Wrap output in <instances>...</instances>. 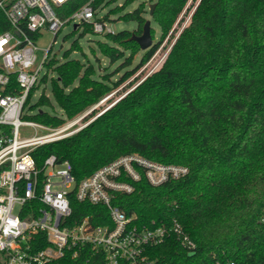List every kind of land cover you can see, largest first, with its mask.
Instances as JSON below:
<instances>
[{
  "label": "trees",
  "instance_id": "16d2710c",
  "mask_svg": "<svg viewBox=\"0 0 264 264\" xmlns=\"http://www.w3.org/2000/svg\"><path fill=\"white\" fill-rule=\"evenodd\" d=\"M89 1L73 0L69 12ZM153 1L152 21L161 28L162 41L190 0ZM104 2L93 4L97 9ZM195 9L157 73L86 128L42 146L34 157L39 167L50 155L68 161L76 182L130 154L186 166L188 175L160 187L143 172L139 182L120 179L135 190L116 194L114 204L136 216L137 226L154 228L177 221L197 247L190 252L172 236L163 245L148 247L146 256L156 264H264V0H200ZM145 12L139 5L124 16L137 23L138 35L149 21ZM9 30L0 10V36ZM151 32L154 38L153 27ZM106 37V43L98 44L101 54L111 64L124 60L122 67L131 66L126 51L141 48L131 41L132 34ZM159 43L147 51L142 64ZM71 47L64 61L53 58L46 64L55 76L46 74L39 81L51 84L62 114L40 110L34 117L37 124L58 129L114 88L110 76L98 74L77 40ZM73 52L82 58L71 59ZM124 81L125 77L115 87ZM42 106L52 107L45 91L32 109ZM72 207L73 223L86 217L94 225L109 223L103 206L74 200ZM51 264H105V255L87 247L78 260L68 255Z\"/></svg>",
  "mask_w": 264,
  "mask_h": 264
},
{
  "label": "built area",
  "instance_id": "2783aa9c",
  "mask_svg": "<svg viewBox=\"0 0 264 264\" xmlns=\"http://www.w3.org/2000/svg\"><path fill=\"white\" fill-rule=\"evenodd\" d=\"M72 1L0 0V10L10 25L0 36V264H51L68 255L78 260L87 247L104 252L105 264H156L146 256L147 248L163 245L172 236L192 252L196 244L177 221L140 228L136 216L126 215L114 204L116 194L135 190L120 180L123 176L139 182L143 172L153 186L160 187L188 175L186 166L159 164L130 154L76 182L73 166L55 155L47 157L41 167L37 165V149L79 130L64 135L77 120L58 129L23 121L30 93L40 83L60 32L75 23L77 27L91 24L100 34H115L106 19L98 16L94 0L70 13ZM44 30L54 38L38 64L36 40ZM24 125L48 134L22 138ZM74 200L105 207L109 223L94 225L90 217L73 223Z\"/></svg>",
  "mask_w": 264,
  "mask_h": 264
},
{
  "label": "rangeland",
  "instance_id": "374dc122",
  "mask_svg": "<svg viewBox=\"0 0 264 264\" xmlns=\"http://www.w3.org/2000/svg\"><path fill=\"white\" fill-rule=\"evenodd\" d=\"M199 1L200 0H190V2L184 8V11L178 18L177 22L173 25V29L171 30V32L162 41L161 28L152 21L150 8L154 6V14L156 12V2L153 0H137L136 2L128 5H125L127 0H105V2L97 8L98 16L100 18L106 19V22L108 23L109 27L113 29L115 34L97 33L95 29H93V26L91 24L79 26L76 29H74L75 23L64 27L58 36L56 44L52 47L53 49L51 51L49 60L57 58L61 62L64 61V55L71 50L72 43L77 40L83 47L84 52L85 54H87L89 60H91L92 63H94L98 68V74L100 76L109 75L111 86L114 87L111 93L108 94L106 98L91 106V108L86 110L85 112L79 114L77 117H75V119L63 125L66 126L70 123L75 122L76 120L78 121L75 127L66 131L64 135H68L79 129L75 133L77 134L78 132H80V130L90 125L92 121L103 115V113H105L110 107L125 98V95L141 85V83L145 81L149 76L157 73L166 62L165 60L174 47V43L179 37L180 33L185 28L189 27L192 15L196 10L195 8L198 5ZM139 5H141L146 11L145 18L151 22V27H153L154 29V46L161 41L159 43L160 46L157 48V51L143 64L142 58L146 55V53H148V50L144 51L141 48L135 53L126 51V56H131V62H133L131 66L122 67V65L124 64V60L118 61L115 64H111L109 62V59L105 58L101 54L98 44L106 43L108 41L106 37L107 35H116L123 31H129L132 36L138 35L139 28L137 23L134 21H126L124 16L126 14L135 12ZM144 25L145 24L141 26L143 31ZM81 34L83 36H80ZM141 34H143V32ZM53 38V34H51L49 31L44 30L36 40V45L38 48H40L38 51V64L44 56L45 50L48 49V47L52 44ZM70 58L81 59L82 56L79 52H73ZM97 60H99V62ZM46 74H49L50 78L55 76L54 73L49 72L47 66H45L42 70L41 77ZM124 77L125 81L121 85L115 87L114 83H120L122 79H124ZM44 91L47 97L51 99L52 107L42 106L40 109H32L33 106H36L39 103L40 96ZM40 110L51 115L62 114L58 103H56L55 98H53L50 83L48 85L39 83L34 95L31 97L30 103L27 105L23 113V121L36 123L34 121V117ZM20 133L22 138H31L41 137V135L48 134V131L42 128L37 129L32 126L24 125V127L20 129ZM75 134L66 138L72 137Z\"/></svg>",
  "mask_w": 264,
  "mask_h": 264
},
{
  "label": "water",
  "instance_id": "95a60500",
  "mask_svg": "<svg viewBox=\"0 0 264 264\" xmlns=\"http://www.w3.org/2000/svg\"><path fill=\"white\" fill-rule=\"evenodd\" d=\"M151 10V16H154V6L150 8ZM77 28V25L74 26V29ZM144 31L143 34L140 36L133 35L131 38V41L136 42L139 46H141V49L144 51L150 50L154 47L153 44V37L151 33V22L147 21L144 25Z\"/></svg>",
  "mask_w": 264,
  "mask_h": 264
}]
</instances>
